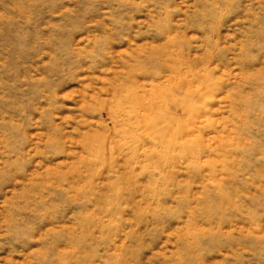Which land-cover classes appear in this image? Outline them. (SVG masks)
<instances>
[{"label": "rangeland", "instance_id": "rangeland-1", "mask_svg": "<svg viewBox=\"0 0 264 264\" xmlns=\"http://www.w3.org/2000/svg\"><path fill=\"white\" fill-rule=\"evenodd\" d=\"M0 264H264V0H0Z\"/></svg>", "mask_w": 264, "mask_h": 264}]
</instances>
